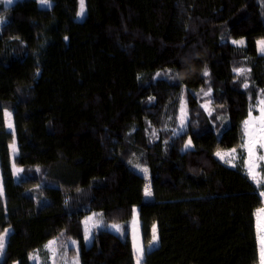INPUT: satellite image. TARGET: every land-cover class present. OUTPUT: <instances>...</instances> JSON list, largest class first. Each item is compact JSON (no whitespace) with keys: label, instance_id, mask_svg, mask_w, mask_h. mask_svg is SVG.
<instances>
[{"label":"trees","instance_id":"16d2710c","mask_svg":"<svg viewBox=\"0 0 264 264\" xmlns=\"http://www.w3.org/2000/svg\"><path fill=\"white\" fill-rule=\"evenodd\" d=\"M85 1L81 21L79 0L0 1V234L12 230L0 264H32L33 253L50 264L53 239L76 240L81 264H137L136 209L146 249L158 230L141 264H260L263 200L216 153L242 144L264 95V0ZM94 212L103 226L87 244Z\"/></svg>","mask_w":264,"mask_h":264},{"label":"rangeland","instance_id":"374dc122","mask_svg":"<svg viewBox=\"0 0 264 264\" xmlns=\"http://www.w3.org/2000/svg\"><path fill=\"white\" fill-rule=\"evenodd\" d=\"M0 1L3 2V0H0ZM16 1L17 0H13L12 4H10V5H13ZM3 3L7 6H10V5L6 4L5 2H3ZM80 7H81V5H80V0H79V11L77 14V20L78 21H81L86 14V1L85 0H84V14L82 16L80 15ZM0 18H2V19H0V26H1V24L4 22L5 18L3 16H0ZM234 41H236V40H234ZM237 41H241V40H237ZM258 41H264V39H260ZM237 45L243 46L244 43L242 45L241 44H237ZM258 50L261 54H264V52L261 51L259 45H258ZM240 68H243L245 71L243 73H238V72L234 71V73L237 74L238 76H240L244 82H247L248 81L247 74L249 73V68H247V67H240ZM247 85H248V83H247ZM207 93L210 94V92H207ZM261 100H264L263 94H260L258 99L255 101H252L250 106H249V110L252 109V116L253 117L259 116L261 114L260 109L264 108V105L260 104ZM186 105H187L186 100L183 99L181 109H180V115H179L180 129L178 132H182L185 129L186 124H187L188 110H187ZM203 107L205 108V110L208 113H210L212 111V109L210 107V103H203ZM8 114L9 113L7 112L6 113L7 127L9 130H14L12 115L9 116ZM245 120H249V113H248V117ZM9 124H11L12 127H9ZM252 124H256L257 128L259 127V122L250 120L249 132H255V129L251 127ZM242 128H243V133H244V128H245L244 123L242 125ZM255 138L256 137L254 136L253 139H255ZM244 139H247V138L244 136L243 140ZM240 146L238 148H235L236 153L234 154V157L226 155V153H228L230 150L218 151L224 156V158L221 159L219 156H217V157L223 163H225L226 165H228L230 167H241L242 168L244 173L249 177L251 182L254 184L255 188L257 189L258 194L261 196V198L263 200V207H261L259 210L264 209V196L261 195V192H264V161H261L259 159L260 156H264V148H260L259 143H257L255 148H254V155L251 158H249L247 151L242 149ZM17 154H18V148H17L16 143H15L11 146V155L15 156ZM229 160L231 161L230 163L228 162ZM129 166L133 170L135 169L138 173H140L145 178L144 198L147 201H153L154 196H153V190H152L151 174H150L149 169L141 166L139 159L136 155L131 156V158L129 160ZM249 166H253V174L256 176L255 180L253 179L252 176L249 175ZM13 167H14L15 177H18L19 173L21 172V168L16 166L15 162H13ZM144 169H146L147 171H144ZM0 176H1V172H0ZM257 180L259 181V183H257ZM2 187H3L2 181L0 179V190L2 189ZM146 193H150V194H146ZM259 210H257V212H256V228H257V236H258V242H259L260 264H261V247L262 246H261L260 239H261V237H264V231L261 230V229H264V212L259 211ZM89 217H92V219L89 220L88 219ZM85 220H86L85 226H86V229H88V237L85 240L87 241V244H90L92 239H93V233H94L95 229L97 227L103 226V218H102L101 213L98 214V213L94 212L90 215H87ZM112 225H114V224H112ZM112 225H110V226H112ZM120 229H121V227H120ZM11 231H12L11 228H7L4 231V232H7V235L5 237L6 242H7L8 236H9ZM131 231H132V240H133V244L135 246L136 252L139 248H143V255L142 256H138V252H137V256H138V259H139L140 264H141L144 260V254H145L147 249L145 248L144 244L141 242V240L139 238V237H141V231H140V228H139L136 220H133L131 223ZM152 235L153 236H152L151 244L154 242L155 245H157L158 244V230H157L156 226L153 227ZM154 236L156 237L155 240L153 239ZM52 241H54L53 244L50 245V242H49L46 245L48 247H45V250L49 254V259H50L49 263L50 264H75V261H77V260H78V264H81L79 254L76 251V250H78V242L76 240H70L67 244H63L62 242H60L59 240H56V239H53ZM150 245H149V247H150ZM5 248H6V243H5V247L3 249V253L0 254V259L2 258L3 254H4ZM71 248L74 250L76 249L75 253L72 255H70ZM39 256L40 255L33 253V255L31 257L32 264H43L42 259ZM33 257H36V258L34 259ZM14 264H18V263H14ZM242 264H246V262H243Z\"/></svg>","mask_w":264,"mask_h":264},{"label":"snow or ice","instance_id":"6c2138e0","mask_svg":"<svg viewBox=\"0 0 264 264\" xmlns=\"http://www.w3.org/2000/svg\"><path fill=\"white\" fill-rule=\"evenodd\" d=\"M3 2L10 5V4H12L13 0H3ZM40 2H41V4H48L49 0H40ZM80 5H81L80 15L82 16L84 14V0H80ZM0 19H2V18H0ZM233 43L242 45L244 43V41L243 40L233 41ZM257 43L260 46L261 51L264 52V41H258ZM234 71H236L238 73H243L245 70L243 68H239V69H234ZM205 75H207V72H205ZM244 87H248V85L245 84ZM208 94L209 93H207V92L205 93V95H208ZM260 104L264 105V100H261ZM260 112H261V114L259 116L253 117L252 116V109H250L249 110V120H245L243 122L245 125L244 136L247 139H244L242 141V144L240 147L247 151L249 158H251L254 155V148H255L257 143H259L260 148H264V108H261ZM8 115L10 116L11 114L9 113ZM250 120L259 122L258 128L256 127V124L251 125V127L255 129V132H249ZM9 127H12V125L9 124ZM254 136L256 137L255 139H253ZM190 144H191V141L189 140V145ZM187 146L188 145H186V147ZM235 153H236V149L233 148L228 153H226V155L234 157ZM216 155L219 156L221 159L224 158V156L220 152H217ZM259 159L261 161H264V156H260ZM228 162L230 163L231 161L229 160ZM144 171H147V170L144 169ZM249 175L252 176L254 180L256 179V176L253 174V166H249ZM257 183H259L258 180H257ZM146 194H150V193H146ZM261 195L264 196V192H261ZM259 211L264 212V209H261ZM88 219L91 220L92 217H89ZM111 227L116 229L117 231L121 230L119 225L114 224ZM261 230L264 231V229H261ZM6 235H7V232L0 234V254L3 253V249L5 247ZM87 237H88V229L85 230V239H87ZM153 239L155 240L156 237L154 236ZM260 242H261V246H262L261 247V264H264V237H261ZM53 243H54V241L50 242V245ZM46 247H48V246H46ZM137 252H138V256H142L143 255V248H139L137 250ZM33 258L35 259L36 257H33ZM75 264H78V260L75 261ZM137 264H140L139 259L137 260Z\"/></svg>","mask_w":264,"mask_h":264},{"label":"crops","instance_id":"0c3cea01","mask_svg":"<svg viewBox=\"0 0 264 264\" xmlns=\"http://www.w3.org/2000/svg\"><path fill=\"white\" fill-rule=\"evenodd\" d=\"M12 156V169H13V173H14V175H15V172H14V167H13V162H14V159H15V157L17 156V155H15V156H13V155H11ZM134 171H136L135 169H134ZM137 172V171H136ZM138 173V172H137ZM140 174V173H139ZM0 179H1V176H0ZM1 181H2V179H1ZM3 186V185H2ZM3 190V187H2V189L0 190V192ZM144 200H145V198H144ZM145 201H147V200H145ZM99 214V213H98ZM86 218V217H85ZM85 218H84V220H83V227H84V232H85V230H86V226H85ZM135 220H136V222L138 221V211H137V209L135 210ZM110 225H112V224H110ZM110 225H108L107 226V228L110 230V231H112V232H114V233H120L121 232V230L120 231H117L116 229H114V228H112ZM110 226V227H109ZM139 237V236H138ZM140 238V240H141V242H142V238L141 237H139ZM52 241V240H51ZM51 241H49V242H51ZM133 241V240H132ZM48 242V243H49ZM87 242V241H86ZM47 243V244H48ZM143 243V242H142ZM46 244V245H47ZM154 247H156V245H155V243L153 242L151 245H150V247H148L147 249L148 250H151L152 248H154Z\"/></svg>","mask_w":264,"mask_h":264}]
</instances>
